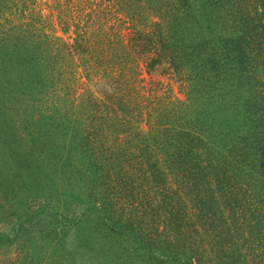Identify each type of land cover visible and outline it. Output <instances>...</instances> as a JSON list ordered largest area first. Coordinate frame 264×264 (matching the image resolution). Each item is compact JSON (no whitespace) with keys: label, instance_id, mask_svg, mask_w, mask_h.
<instances>
[{"label":"trees","instance_id":"obj_1","mask_svg":"<svg viewBox=\"0 0 264 264\" xmlns=\"http://www.w3.org/2000/svg\"><path fill=\"white\" fill-rule=\"evenodd\" d=\"M138 1L143 4L145 0ZM167 1L171 2L172 13H168L169 19L168 15L162 16L166 20L158 23L155 46L150 38L144 45L151 49V56L144 60L147 66L167 58L180 63L181 68L190 65V79L200 88L210 70L209 63L210 73L216 72L220 81L222 69L226 68L239 83L234 92L221 97L222 102L208 103L210 116L203 103L206 86L200 91L194 89L189 103H164L153 110L147 106L146 111L138 105L136 111L128 93L116 89L110 79L106 85L114 88L103 86L101 97L91 94L77 104L65 100L55 103L54 108L47 101L49 98L53 102L54 95L44 87L46 105L43 100H34L28 106L48 112L49 126L39 114L22 113V102L7 108L12 115L10 121L15 124L13 135L39 149L47 147L50 138L44 135V129L59 131L70 148L67 156L57 155L55 160L62 171L59 182L74 191L77 181L91 185L96 178H103L114 183V200L104 199V189L100 191L101 204L112 217L111 227H122L128 233L126 227L145 228L155 223V232L147 233L148 246L170 251L172 262L237 264V259H232L237 253L241 264H259L256 250H264V0L149 2L162 6ZM97 6L80 16L79 22L84 26L76 23L75 47L83 45L89 50L92 44L98 52L85 66L88 76L103 70L110 59L114 66L132 58L137 60L128 59V49L121 54L117 50L110 58L106 56L111 15ZM215 6L220 9L221 20L211 17ZM141 11L135 10L133 15L138 16ZM3 40L6 41L0 45V54L8 52L10 42L21 39L8 36ZM60 44H48V52H60ZM67 50L68 47V55ZM60 59H38L30 64L26 75L44 86L54 84L62 71ZM220 93L224 96L227 92ZM158 110L154 115L153 111ZM81 115L88 118L81 119ZM136 117L145 121L146 129L134 125ZM94 158L92 170L90 163ZM135 175L138 178L133 181ZM151 176L154 180L159 177L160 183L153 184ZM170 176H174L175 184ZM138 180L140 187L135 186ZM109 190L108 186L105 192ZM53 203L54 200L46 201L48 205ZM125 210L133 213L124 220ZM160 220L164 230L159 229Z\"/></svg>","mask_w":264,"mask_h":264},{"label":"rangeland","instance_id":"obj_2","mask_svg":"<svg viewBox=\"0 0 264 264\" xmlns=\"http://www.w3.org/2000/svg\"><path fill=\"white\" fill-rule=\"evenodd\" d=\"M149 1H142L141 4L138 0H0V45L8 36L21 39L10 42L8 52L0 54V264H177L171 261L170 251H160L155 245L148 246L147 233L155 232V223L145 228L137 225L126 227L128 233L123 232L122 227H111L112 217H108L109 209L101 204L100 191L104 189V199L114 200L111 192L114 183L96 178L88 185L82 180L75 183L74 191L72 187L59 182L58 176H62V171L55 165V160L58 159L57 155L67 156L70 149L59 131L51 127L44 129V135L50 136L47 147L36 149L35 145L32 147L13 135L15 124L10 121L12 115L6 111L22 102L25 105L22 113L27 111L30 116L39 114L44 117V121H41L46 123L45 126H49L51 118L48 112L28 106L34 100H43L46 105L43 98L47 94L44 93L45 88L55 96L51 94L53 102L47 98L48 106L54 108L58 102L77 104V101L86 100L91 94L101 97L103 86L115 87L128 93L130 104L137 111L138 105H143V109L152 106L153 110L160 109L158 106L164 103L170 106H177L179 102L189 103L194 89L200 91L206 86L203 103L210 116L208 103L222 102L221 97L234 92L235 84L239 82L226 68L222 69L224 73L220 81L219 77H215L216 72L210 73L211 63L202 88L191 81L190 65L181 68L180 63L167 58L147 66L144 59L151 56V49L144 45L150 38L155 46L153 39L156 38L158 23L166 20L162 16L165 18L168 15L169 19L168 13H172L171 2L155 6L154 2ZM95 4L101 5L100 8H105L111 15L106 56L110 58L117 50L121 54L128 49V53L125 52L128 59L134 57L137 60L133 61L135 59L132 58L114 66L110 59L103 70L88 76L85 66L88 67V60L98 56V52L91 44L93 42L89 50L83 45L75 47V39L77 24L84 26L79 22L80 16L97 8ZM218 8L214 7L211 17L221 20ZM139 9H142L140 15L134 16L135 10ZM127 13L132 14L134 19ZM52 38L56 41H50ZM54 42L57 46L59 42L62 43L60 52H48V44L56 47ZM59 56L62 64L59 68L63 72L59 70L60 74L54 79L56 83L44 86L43 82L38 83L26 75L30 64L36 60H52ZM41 64V61L37 64L40 71ZM110 79L114 81V87L109 83L106 85ZM224 91L227 93L222 96L220 92ZM27 99L30 100L28 104ZM159 112L153 111V114ZM84 118L88 117L81 115V119ZM134 120V125L146 129L145 121L139 117ZM104 158L106 160L107 155ZM91 165L93 170L95 158ZM77 175L81 177V173ZM135 176L132 177L133 181L138 178ZM150 180L156 185L160 183L159 177L154 180L151 176ZM170 181L175 184L174 176H170ZM139 182L135 184L136 187H140ZM107 185L110 190L105 192ZM50 200H54V203L46 204ZM125 212L124 220L133 213ZM162 222L160 220L158 223L160 230H164ZM256 251L257 262L264 264V250ZM234 256L237 257L232 259H237V264H241L240 256L237 253Z\"/></svg>","mask_w":264,"mask_h":264}]
</instances>
